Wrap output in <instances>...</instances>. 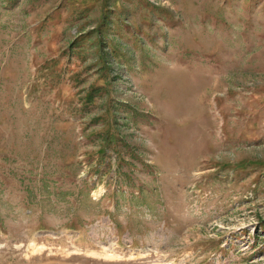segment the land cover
I'll list each match as a JSON object with an SVG mask.
<instances>
[{
    "label": "rangeland",
    "instance_id": "1",
    "mask_svg": "<svg viewBox=\"0 0 264 264\" xmlns=\"http://www.w3.org/2000/svg\"><path fill=\"white\" fill-rule=\"evenodd\" d=\"M0 264H264V0H0Z\"/></svg>",
    "mask_w": 264,
    "mask_h": 264
}]
</instances>
